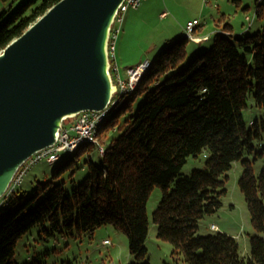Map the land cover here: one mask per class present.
Returning a JSON list of instances; mask_svg holds the SVG:
<instances>
[{"label":"trees","instance_id":"16d2710c","mask_svg":"<svg viewBox=\"0 0 264 264\" xmlns=\"http://www.w3.org/2000/svg\"><path fill=\"white\" fill-rule=\"evenodd\" d=\"M59 1L26 0L0 20V52ZM190 41L179 35L157 53L135 91L109 112L97 142L84 141L64 153L51 176L30 191L17 186L1 198L0 264H18L17 242L35 227L53 234L92 232L102 225L127 234L130 264H151L144 242L155 186L163 196L154 221L158 236L173 244V255H182L186 264H264L259 234L251 236L248 259L238 252L234 236L198 234L199 220L222 206L226 173L239 159L244 168L239 185L252 224L264 231V167L257 175L253 160L243 159L255 152L264 130V117L249 126L243 113L251 92L264 107V24L238 36L226 24L209 48L187 60ZM205 149L210 151L205 165L175 182L187 158ZM79 169L87 174L77 183Z\"/></svg>","mask_w":264,"mask_h":264},{"label":"rangeland","instance_id":"374dc122","mask_svg":"<svg viewBox=\"0 0 264 264\" xmlns=\"http://www.w3.org/2000/svg\"><path fill=\"white\" fill-rule=\"evenodd\" d=\"M25 1L0 0V20L7 18ZM259 8L262 15H257ZM163 10H167V15L161 17ZM193 17H198V32L208 33V39L200 43L190 41L187 60L196 52L209 48L214 42L215 32L225 28L226 24L231 25L233 34L237 36L260 29L264 24V0H144L138 9L131 8L126 12L122 31L119 33L116 55L119 57L118 65L122 77H126L125 72L129 65L145 57L153 60L172 40L186 34V23ZM181 27L184 32L178 35ZM247 102L248 106L243 110L244 120L249 126H253L254 121H262L264 107L257 105L253 92L249 93ZM69 122L72 120H66V123ZM260 133L261 137L255 141V152L245 153L243 157L253 160L257 175L264 167V130ZM209 155L210 151L205 149L197 156H189L175 182L191 174L195 168H202ZM53 167L46 159L36 163L18 185L20 191H30L37 181L49 178ZM243 170L242 159L233 162L226 173L227 193L221 199L223 204L219 210L206 214L199 220L198 234L206 235L217 231L230 234L239 243L238 252L248 259L251 255V236L259 234L264 238V231H256L252 224L251 212L239 185ZM86 174V169H79L73 180L79 183ZM162 196V187L155 186L147 203L149 233L144 242L148 249L147 256L151 264H186L182 255H173V244L158 236V225L153 214ZM212 223L218 225L217 229L211 227ZM15 260L18 264H32L35 261L40 264H130L134 255L130 251L127 234L112 225H102L92 232L66 231L53 234H47L41 227H35L18 240Z\"/></svg>","mask_w":264,"mask_h":264},{"label":"water","instance_id":"95a60500","mask_svg":"<svg viewBox=\"0 0 264 264\" xmlns=\"http://www.w3.org/2000/svg\"><path fill=\"white\" fill-rule=\"evenodd\" d=\"M122 1L60 0L0 52V200L66 119L110 103L107 46Z\"/></svg>","mask_w":264,"mask_h":264},{"label":"built area","instance_id":"2783aa9c","mask_svg":"<svg viewBox=\"0 0 264 264\" xmlns=\"http://www.w3.org/2000/svg\"><path fill=\"white\" fill-rule=\"evenodd\" d=\"M143 1L144 0H123L120 6H118L119 8L114 20H112L113 23L110 29L107 47L109 52L108 60L110 62V72L113 82L116 85V90L114 91L112 99H110V103L103 110L82 111L77 116L70 119L72 122L66 123V119L59 131L56 143L32 155L20 166L13 182H11L12 185L9 190L10 192L14 191L20 182H23L30 169L39 161L46 159L48 163L54 166L65 152H74L84 141L97 142V131L101 124L106 120L109 112L118 104L120 99L135 91L143 75L150 67L151 59H145L137 64L129 65L126 68V77L123 78L116 58V47L119 33L122 31L126 12L131 10V8H139ZM166 15V11L161 13V16L163 17ZM198 23V18L192 19L186 23L185 27L186 35L194 41L208 38V36L198 37L195 35L194 31ZM100 151V153L104 152L102 146H100ZM211 227L217 229L215 224H212ZM105 242H108V240H105Z\"/></svg>","mask_w":264,"mask_h":264},{"label":"crops","instance_id":"0c3cea01","mask_svg":"<svg viewBox=\"0 0 264 264\" xmlns=\"http://www.w3.org/2000/svg\"><path fill=\"white\" fill-rule=\"evenodd\" d=\"M138 9V8H137ZM164 11H166L167 12V10H163V11H161V13H163ZM161 13H160V16H161ZM161 17H163V16H161ZM198 17H193V18H189L188 19V21L189 20H192V19H197ZM198 24H200V23H198ZM199 28H198V25H196V27H195V35L196 36H198V37H204V36H208V33H202V32H198L199 30H198ZM178 35L180 34V33H182V31H183V29H182V27L181 28H179L178 29ZM184 32V31H183ZM200 41L202 42V41H204L203 39L202 40H199V41H195L196 43H200ZM116 58H117V61L119 60V57H117V55H116ZM145 59H149V58H144V59H141V60H139L138 62H135V63H133V64H137V63H139V62H141L142 60H145ZM133 64H131V65H133ZM212 224H215V223H212ZM217 225V224H216ZM218 226V225H217Z\"/></svg>","mask_w":264,"mask_h":264}]
</instances>
